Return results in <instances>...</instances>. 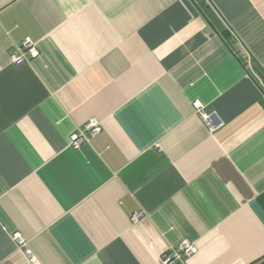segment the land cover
Here are the masks:
<instances>
[{
    "label": "crops",
    "instance_id": "obj_1",
    "mask_svg": "<svg viewBox=\"0 0 264 264\" xmlns=\"http://www.w3.org/2000/svg\"><path fill=\"white\" fill-rule=\"evenodd\" d=\"M185 239L181 264H264V0H0V264H161Z\"/></svg>",
    "mask_w": 264,
    "mask_h": 264
},
{
    "label": "built area",
    "instance_id": "obj_2",
    "mask_svg": "<svg viewBox=\"0 0 264 264\" xmlns=\"http://www.w3.org/2000/svg\"><path fill=\"white\" fill-rule=\"evenodd\" d=\"M31 56L32 59L40 57V52L36 44L30 40H24L20 46L15 48L12 56L11 63L20 66L26 62L27 56ZM196 114L201 118L211 134L215 133L219 128V124L214 116L208 115L205 112V107L201 101L197 100L193 104ZM102 131L100 122L91 120L88 122L82 130H76L70 136V146L75 149H80L83 145L88 144L93 138H95ZM143 212L134 214L132 220L134 222L139 221L144 217ZM16 240L20 245H24V241L20 235L16 237ZM197 246L189 239L182 240L177 248H172L165 252L161 259V264H181L186 258H189L197 253Z\"/></svg>",
    "mask_w": 264,
    "mask_h": 264
}]
</instances>
